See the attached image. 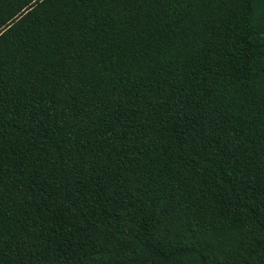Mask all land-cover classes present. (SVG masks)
I'll return each mask as SVG.
<instances>
[{
	"label": "trees",
	"instance_id": "trees-1",
	"mask_svg": "<svg viewBox=\"0 0 264 264\" xmlns=\"http://www.w3.org/2000/svg\"><path fill=\"white\" fill-rule=\"evenodd\" d=\"M0 264H264V0H0Z\"/></svg>",
	"mask_w": 264,
	"mask_h": 264
}]
</instances>
